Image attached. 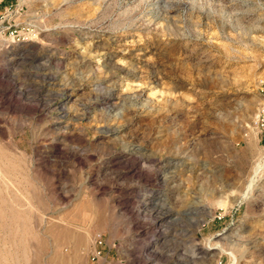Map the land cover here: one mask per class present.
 <instances>
[{
  "label": "rangeland",
  "instance_id": "374dc122",
  "mask_svg": "<svg viewBox=\"0 0 264 264\" xmlns=\"http://www.w3.org/2000/svg\"><path fill=\"white\" fill-rule=\"evenodd\" d=\"M263 154L264 0H0V264H264Z\"/></svg>",
  "mask_w": 264,
  "mask_h": 264
},
{
  "label": "bare ground",
  "instance_id": "6f19581e",
  "mask_svg": "<svg viewBox=\"0 0 264 264\" xmlns=\"http://www.w3.org/2000/svg\"><path fill=\"white\" fill-rule=\"evenodd\" d=\"M264 166V154L262 156V158L257 161L255 163V165L253 166V170H252V174L249 178V181L247 182L244 191L240 194V196L238 197L237 201L241 200V199H246L251 191L252 188V183H253V179L256 176V174L263 168ZM166 180V179H165ZM220 249L221 251H224V248H222L219 244H213V245H208L205 250H210V249ZM232 258L234 259L235 257L232 255V253H229ZM232 259V260H233Z\"/></svg>",
  "mask_w": 264,
  "mask_h": 264
}]
</instances>
